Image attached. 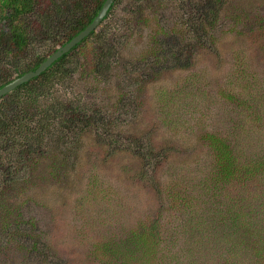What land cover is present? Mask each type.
I'll return each mask as SVG.
<instances>
[{"label":"rangeland","instance_id":"rangeland-1","mask_svg":"<svg viewBox=\"0 0 264 264\" xmlns=\"http://www.w3.org/2000/svg\"><path fill=\"white\" fill-rule=\"evenodd\" d=\"M155 1L139 2L148 17L143 23L134 0H121L102 36L74 50L70 86L60 87L59 96L78 102L89 123L75 134V154L58 134L41 144L28 136L36 162L22 170L29 172L27 184L6 190L13 227L0 225V264H121L128 258L119 260L121 248H109L110 238L152 218L164 230L159 254L187 264L193 235L211 234L194 228L199 205H234L235 214L252 208L255 229L264 220V188L257 191L263 204L248 202L257 190L251 178L214 188L205 181L212 153L202 138L236 133L246 156L264 157V0H192L194 8L185 6L188 0L159 8ZM32 40L40 54L51 45ZM158 45L160 60L150 63ZM91 51L97 57L109 51L99 56L104 76L91 70ZM256 182L264 186V177ZM226 226L217 229L212 257L234 264L226 232L238 230ZM237 254L236 264L248 261Z\"/></svg>","mask_w":264,"mask_h":264},{"label":"trees","instance_id":"trees-1","mask_svg":"<svg viewBox=\"0 0 264 264\" xmlns=\"http://www.w3.org/2000/svg\"><path fill=\"white\" fill-rule=\"evenodd\" d=\"M120 1L114 0L110 5L105 17L98 25L100 33L97 29L91 31L39 75L21 83L0 97V181L3 185L0 190V225L3 227H13L6 190L20 188L19 185L27 184L29 172L22 170L27 166H34L32 159L36 162L29 154H35L29 151L32 149V143L25 142L28 136L37 144H41L46 138L58 134L59 142H66L64 148L66 152L73 154L78 152L76 148L78 136L75 134L88 125L90 116L84 112L86 110L78 102H74V99L60 98V87L70 86L66 80L71 79L74 66L70 61L74 50L81 48L89 38L95 36L99 39V36H102L101 32L106 30L107 25L104 20L113 14ZM168 1L156 0L154 7L168 6ZM220 1L217 0L218 5H222L223 2ZM103 2L104 0H0V87L10 81L14 75L18 76L36 68L59 45H63L81 31L92 21ZM134 2L133 6H136L138 14L137 22L145 23L148 17L139 5V2L145 3V0H134ZM185 6L194 8L195 2L188 0ZM211 8L208 9L209 12ZM125 21L132 22V19L127 17ZM209 23L212 24L211 21ZM115 30L118 28L116 27ZM201 36L205 37L203 33ZM32 38L35 40L40 38L44 43L51 42L50 46L47 44L45 46L47 52L40 54L34 51ZM160 46H157L158 50L155 47L149 53L150 63L159 62ZM108 52L105 51L99 56L109 55ZM92 55L95 59L91 70L104 76L107 71L106 61L102 57H97L96 53ZM247 107L250 106L247 105ZM8 113H16V115L4 119ZM84 122L85 125H82ZM202 138L212 153V166L208 172L209 177H206L205 181L214 188L215 183L219 184L222 180L231 184L237 179L251 178L257 190L254 193L256 196L253 202H248L255 206L263 204H259V197L262 196L257 191L264 186L256 181L259 177H264V157L246 156L242 150V136L236 133L205 132ZM19 146H28V148L21 150ZM3 160L6 163L4 167ZM178 196L181 200L180 195ZM214 197H218L217 193H214ZM186 201L185 206L191 204L188 198ZM204 205V207L199 205L196 219L192 217V220L199 223L194 224V228L205 227V231L211 234L208 237L206 235L205 240L193 235L191 244L194 247L189 250L192 255L189 256L187 264H229L230 259L226 258L223 260L224 263L215 262L212 257L214 252H211L215 250L213 241L221 235L219 233L221 231L217 229L226 226L227 221L228 225L224 228L238 230L226 232L231 243L228 247L235 256L229 254L236 258V263L237 253L241 250L249 259L244 261V258H239L238 264H264V220L261 219L258 229H255V225L251 222L252 216H248V210L251 211L252 208L235 214L234 205L229 207L224 204V208L211 202H206ZM162 231L164 230L159 219H148L142 223H136L128 234L116 239L110 238L109 248L114 251L117 246L121 248L118 254L119 260L128 258L121 264H167L168 261V264H177V260L172 262L167 255L159 254L162 252L165 241L162 238ZM252 233L256 235L253 239L249 236ZM240 245L242 247H239ZM205 251L209 252V257H207L208 252L205 253Z\"/></svg>","mask_w":264,"mask_h":264},{"label":"water","instance_id":"water-1","mask_svg":"<svg viewBox=\"0 0 264 264\" xmlns=\"http://www.w3.org/2000/svg\"><path fill=\"white\" fill-rule=\"evenodd\" d=\"M114 0H104L99 11L92 19V21L87 24L81 31H79L76 35H74L70 40L65 42L63 45H59L54 52L46 57L45 60L40 62V64L34 68L25 71L24 73L15 76L10 81L5 83L0 87V97L7 92L11 91L21 83L39 75L42 71H44L53 61L59 58L64 53L68 52L73 46H75L79 41H81L84 37H86L91 31L97 29L99 23L105 17L110 5Z\"/></svg>","mask_w":264,"mask_h":264},{"label":"clouds","instance_id":"clouds-1","mask_svg":"<svg viewBox=\"0 0 264 264\" xmlns=\"http://www.w3.org/2000/svg\"><path fill=\"white\" fill-rule=\"evenodd\" d=\"M14 77H15V75H14ZM14 77H13V78H14Z\"/></svg>","mask_w":264,"mask_h":264}]
</instances>
